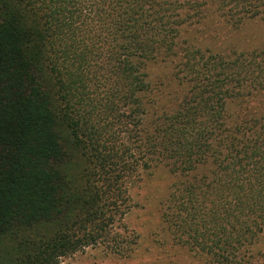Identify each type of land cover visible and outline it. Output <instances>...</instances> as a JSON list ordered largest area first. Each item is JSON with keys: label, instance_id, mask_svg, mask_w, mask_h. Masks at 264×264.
<instances>
[{"label": "trees", "instance_id": "obj_1", "mask_svg": "<svg viewBox=\"0 0 264 264\" xmlns=\"http://www.w3.org/2000/svg\"><path fill=\"white\" fill-rule=\"evenodd\" d=\"M209 2L0 0V264L121 251L123 182L153 163L185 178L163 213L173 240L213 264H253L264 114L249 99L264 92V52L183 44ZM211 2L231 22L264 16V0Z\"/></svg>", "mask_w": 264, "mask_h": 264}, {"label": "rangeland", "instance_id": "obj_2", "mask_svg": "<svg viewBox=\"0 0 264 264\" xmlns=\"http://www.w3.org/2000/svg\"><path fill=\"white\" fill-rule=\"evenodd\" d=\"M209 1L200 7L203 11L201 19L194 16L184 23L180 37L183 44L225 55L248 56L264 52L263 15L231 22L219 5ZM154 68L156 74L170 72L169 66ZM185 88L184 84L177 85V92L172 89L171 95L176 99ZM170 90L167 88L166 92ZM159 98L161 105H171L170 96L161 95ZM249 101L258 114H264V92L250 96ZM184 179L164 164L139 167L123 182L126 200L113 227L115 234H121L117 235L121 251H114L116 243L111 242L90 245L63 258V264H213L207 256L176 243L164 222L167 199L174 185ZM251 254L253 264H264V232L252 246Z\"/></svg>", "mask_w": 264, "mask_h": 264}]
</instances>
